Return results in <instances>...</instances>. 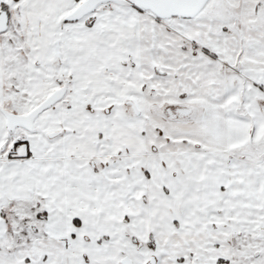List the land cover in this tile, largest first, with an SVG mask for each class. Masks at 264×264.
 I'll list each match as a JSON object with an SVG mask.
<instances>
[{"label": "snow or ice", "instance_id": "snow-or-ice-1", "mask_svg": "<svg viewBox=\"0 0 264 264\" xmlns=\"http://www.w3.org/2000/svg\"><path fill=\"white\" fill-rule=\"evenodd\" d=\"M0 264H264V0H0Z\"/></svg>", "mask_w": 264, "mask_h": 264}]
</instances>
